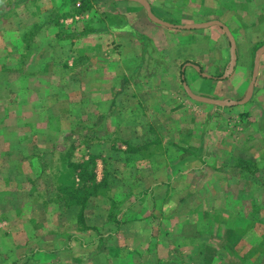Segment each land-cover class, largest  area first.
<instances>
[{
	"label": "rangeland",
	"instance_id": "1",
	"mask_svg": "<svg viewBox=\"0 0 264 264\" xmlns=\"http://www.w3.org/2000/svg\"><path fill=\"white\" fill-rule=\"evenodd\" d=\"M150 1L156 19L193 21L197 4L210 17L203 23L231 32L233 63L215 55L206 69L215 79L199 89L203 78L184 77L197 94L225 103L208 108L206 125L199 107L200 124L191 125L188 109L180 119L188 124L174 123V102L189 100L178 78L164 84L167 106L149 123L125 124L116 107L132 93L93 91L100 79L106 88L124 82L111 85L103 61L95 65L84 50L68 60L85 32L103 31L106 0H0V264H131L133 255V264H264V0ZM211 30L228 49L225 32ZM91 52L102 59L109 50ZM191 128L211 132L206 147L215 156L210 167L173 174L163 158L175 145L190 148ZM159 144L165 156H148Z\"/></svg>",
	"mask_w": 264,
	"mask_h": 264
},
{
	"label": "crops",
	"instance_id": "2",
	"mask_svg": "<svg viewBox=\"0 0 264 264\" xmlns=\"http://www.w3.org/2000/svg\"><path fill=\"white\" fill-rule=\"evenodd\" d=\"M106 1L110 3L109 6H106L107 9H109L111 6L112 10L111 12L108 11L110 15L106 14L105 22L103 20V31L99 33L97 30L94 34L88 36H86V33H92L94 32V30L85 32L83 34V37H79V39L77 40L79 47L78 53L69 54L70 58L68 60H78V58L82 56V52H80V50H84L85 52L90 53L91 58L95 57V65L96 61H103L101 66H103L105 72H103V69L101 67L98 68L99 70L101 69L103 73H105V78L108 79L111 85L114 81L124 82V85H118L117 83L110 88H106L103 84L105 82L100 79V81L95 84L93 91L96 94L103 91L112 92L116 90L118 91L117 93L122 94L132 93V96L126 97L127 102L125 106L120 105V107H116L120 110H123L121 114L124 115L125 124H130L133 126L144 125L147 122L149 123V114L155 112L159 114L161 110L165 109V107L167 106L166 93L168 92L164 84L168 81H171L170 83H173V81H175L177 78V80L180 79V82H183V88L187 94V90H189L191 95L193 96L211 100L208 95L197 94L198 90H193L191 85L187 86L185 84L184 77L187 79L189 78L190 82H195V84L197 83V80L199 78H203V81L200 80L201 84H196V89H199V87L204 86L205 81H211L215 79L212 77L213 75H211V73L207 72L206 70L210 64V61L215 55L220 57L218 58L219 61L220 59H222L224 62H226L228 61L229 57L230 59H232L230 36L232 39L233 37L231 35V32L228 33L229 31L225 27V24H223L222 22L203 23L206 22L204 20L208 21L210 17L206 14H201V9H199L200 6H198L197 4L195 6L193 5V8H196V10L193 11V21H191V19L183 20V23L185 24H181L182 21H180L179 23H173L169 19L171 13L168 15L164 13V16L162 18L160 17L159 19H156V9L152 7L153 4L151 5L150 0H143L146 2V4L136 0ZM259 1L262 2V0ZM198 9L200 13L198 12ZM77 10L78 11L76 19L78 21L82 20V23H85V19L81 15L83 13L79 8H77ZM172 10L173 9H171V11ZM148 11L150 12L151 18L156 19L159 23L153 21L148 16ZM204 17H206V19H204ZM163 21L167 22L164 23ZM160 22L164 24H160ZM214 26H218V29L221 30V32L224 31L226 35L229 34L227 35L228 42L226 43L228 49H226V47H223L221 49L220 45L223 44V42L221 41V43L218 45V42L220 41L214 39L213 36H215V34L211 30V28H213ZM84 30L81 31L83 32ZM219 35V37L222 36V34ZM182 40H185L184 44H182ZM211 41H214V43L216 41V45H211ZM118 45L128 50L125 56L123 52H116ZM106 49L109 50V53L102 54L104 56L102 59L98 58L96 52H93V54L91 52L105 51ZM187 49L189 50V52L186 51ZM137 50H139V52H137ZM132 51H136V53H132ZM234 51L236 52L235 43ZM180 62H184L185 64L182 65L181 68H179V71L174 72V67ZM93 67L95 66L93 65ZM122 67H125V70L123 72L121 71V74H119L120 72L117 71V69L120 68L121 70ZM99 70L97 69V71L100 73V77H102V73ZM222 78H225V75ZM151 84H153L154 86H151ZM100 96L101 95L96 96L97 102H101V100L103 99ZM128 98L131 99L129 100L130 102L128 101ZM215 101L223 103V101L220 100ZM188 102L191 107L184 108L185 105H189ZM176 103H178V101L174 102V110L176 111V113L173 115V120L177 119L174 123H177L179 125H187L188 123L183 124L180 119L182 117L181 114L188 109L191 113V125L200 124L199 120H197V117H195V115L198 116V114L197 112H194L198 107L202 109L201 113L204 115L205 119H207L205 120L206 122L204 125H206L207 122H211V116H209L211 110L208 108L211 105L213 106L212 103L197 101L190 96L189 100L184 101L185 105L184 103ZM49 104L52 105L51 103ZM112 105H110V107ZM6 106L7 105L3 103V110L6 115H9L6 111ZM147 110H150V112H148ZM24 112L27 115H32L34 111L31 112L30 110H27ZM20 115L23 116L22 113H20ZM66 124H68V122H66ZM60 128L62 129L60 132L61 134H66L68 132L65 131L66 128L64 124H62ZM68 130L70 131V127H68ZM190 131V148L187 150H182L175 145V150L174 152H172V155L169 156V154L171 153L170 152L168 154V157L163 158L167 162V165L169 164V161H173L170 163L171 165L174 164V166H171L172 173L174 171L181 174L186 168L191 165H195L196 168H198L199 163L203 166V168L210 167L209 165H207V161H209V158L215 156L213 153H210L209 149L206 147V141L210 140L209 134L211 132L208 131L206 133V136L204 135V132L202 135L195 128H191ZM52 132L56 135V132L53 129H49V136H52ZM132 133L134 134V130L133 132H130V134ZM8 141L11 142L12 140L9 139ZM131 147V145H126L127 150ZM157 147V150H154L152 152L148 151L147 155H151L154 157L160 155L164 157L165 150L162 151L160 144L157 145ZM131 150L133 151V153L137 152V149L131 148ZM18 152H16V154L14 153V155L19 156ZM183 152L188 153L187 155L189 158H182V155L185 154ZM136 154L146 155L142 151H138ZM167 158H169L168 161L166 160ZM167 165H164V168H166ZM194 170H191V172H193ZM157 172L159 171L157 170ZM179 179H183V177L179 176ZM83 228L85 227L83 226ZM135 257L136 256L134 255L132 256L131 264H133V260L135 261Z\"/></svg>",
	"mask_w": 264,
	"mask_h": 264
},
{
	"label": "water",
	"instance_id": "3",
	"mask_svg": "<svg viewBox=\"0 0 264 264\" xmlns=\"http://www.w3.org/2000/svg\"><path fill=\"white\" fill-rule=\"evenodd\" d=\"M136 1H140V2H142V3H144V4H146V2L143 1V0H136ZM148 16L151 18V15H150V12H149V11H148ZM151 19H152V18H151ZM152 20L155 21V22H158L156 19H152ZM158 23H159V22H158ZM160 24H164V23L160 22ZM210 25H212V24H210ZM227 35H229V34H227ZM230 40H231V52H232V62H231V63H233V62H234V60H233V57H234V43H233V39L231 38V36H230ZM258 54H259V53H258ZM257 59H258V55H257L256 60H257ZM231 65H232V64H231ZM255 67H257V63L255 64ZM231 70H232V67H231L230 71H231ZM256 71H257V68H254V72H253V82H252V84H251V86H250V88H249V91H248L249 94H251V92H252V90H253V86H254L255 78H256ZM187 91H188L189 96H190L191 98L197 100V101L206 102V103H212V104H225V103L216 102V101H212V100L203 99V98H199V97L193 96V95H191V93H190L189 90H187Z\"/></svg>",
	"mask_w": 264,
	"mask_h": 264
},
{
	"label": "trees",
	"instance_id": "4",
	"mask_svg": "<svg viewBox=\"0 0 264 264\" xmlns=\"http://www.w3.org/2000/svg\"><path fill=\"white\" fill-rule=\"evenodd\" d=\"M82 10H83V12L90 11L91 10V7H87V5L85 3H83ZM82 10H81V12H82ZM68 37H70V36H68ZM66 169H69V168L67 166L63 165L62 172H61L62 175H65V170ZM82 173H83V174H81L82 176H86V168L83 169V172ZM87 180H91V178L89 177V174H88V179ZM94 188L96 189L97 187H94ZM79 189H80V192L82 191L81 193L86 192L85 191L86 190V186H82Z\"/></svg>",
	"mask_w": 264,
	"mask_h": 264
}]
</instances>
